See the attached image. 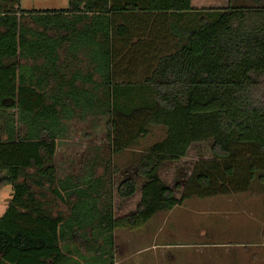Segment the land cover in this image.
Returning <instances> with one entry per match:
<instances>
[{
  "label": "trees",
  "instance_id": "trees-1",
  "mask_svg": "<svg viewBox=\"0 0 264 264\" xmlns=\"http://www.w3.org/2000/svg\"><path fill=\"white\" fill-rule=\"evenodd\" d=\"M11 1L16 10L0 11V105L16 108L25 132L10 127L0 139V186L12 190L0 264H67L61 244L88 230L102 239L96 252L112 259L116 229H140L192 198L263 186L264 0L220 10L192 0H69L67 10L40 12ZM199 14L211 21H194ZM87 116L109 118L112 154L150 126L166 136L131 166L108 161L107 182L95 172L101 156L80 180L58 179L57 140ZM71 195L70 215H53L52 202ZM117 202L135 209L118 215Z\"/></svg>",
  "mask_w": 264,
  "mask_h": 264
},
{
  "label": "rangeland",
  "instance_id": "rangeland-1",
  "mask_svg": "<svg viewBox=\"0 0 264 264\" xmlns=\"http://www.w3.org/2000/svg\"><path fill=\"white\" fill-rule=\"evenodd\" d=\"M254 4L255 0H230V2L229 0H192L195 8L212 10L225 9L229 5L252 7ZM19 7L22 11L28 12L62 11L69 9V0H19ZM10 8L16 10L17 6L11 0H0V11ZM201 16L206 21H211L208 14ZM22 22L30 28L43 30L37 27L30 17L23 18ZM65 51L60 53V63L66 59ZM17 62L23 65H34L32 61L18 60ZM3 103L7 105L10 102ZM17 118L16 108L0 105V139H6V132L10 127H15L20 135H24V126ZM108 119L107 116H87L85 119L74 118L66 123L67 132L59 136L57 140L55 166L58 179L63 180L67 175H74L80 180L87 170V162L101 156L103 164L99 165L95 172L107 182L109 177L104 172L108 161L111 162V166L119 168L131 166L143 151L162 141L166 136L164 127L150 126L146 138L128 150L112 154L107 140ZM3 175L5 172H0V177ZM105 187L107 188V185ZM249 195L251 194L243 193V195H230L223 199L218 197L201 199L195 208H190L191 212L186 211L188 208L184 211L177 208L169 213L166 224L164 223L165 214H163L142 230L116 229L113 232L112 259L105 255L100 256L96 252L102 245V239L93 237L89 230L83 234H74L71 241L67 245L61 244V247L69 258L67 264H264V250L253 245L261 244V240L256 239L252 242L254 237L248 234L249 231L257 234L263 230L260 224L253 225V217L248 214L247 205L254 203V199ZM11 200V188L0 186V218ZM67 200L66 204L60 201L52 202L53 215H57V211L64 217L70 215L71 207L77 198L71 195ZM234 201H240L239 209L236 203H233ZM118 205L119 202H117ZM120 207L121 209L117 211L118 215L135 209L134 205L121 206L120 204ZM250 208L255 211V206ZM196 209L198 211L194 212ZM255 212L258 213V208ZM182 223L183 226L189 223L191 232L195 233L180 229ZM104 259H107L105 263L102 262Z\"/></svg>",
  "mask_w": 264,
  "mask_h": 264
},
{
  "label": "crops",
  "instance_id": "crops-1",
  "mask_svg": "<svg viewBox=\"0 0 264 264\" xmlns=\"http://www.w3.org/2000/svg\"><path fill=\"white\" fill-rule=\"evenodd\" d=\"M192 7L194 8V9H197V10H200V9H198V8H195L193 5H192ZM203 15V14H202ZM191 18V16H189V15H184V16H178V22H179V25L180 26H185V25H190V19ZM199 18H201V15L199 14L198 16L196 15L195 16V18H194V21H196V19H198L199 20ZM177 20V19H176ZM246 194H251V195H249V197H252L253 199H254V203L252 204V205H250L249 204V206L247 205V207L249 208H247V210H248V214H251L252 215V217H253V225H259L260 224V226H262L261 228L263 229L262 231H260V233H251L252 231H249V235H251V236H253L254 237V240H252V242H254V241H256V239H260L261 240V244H253V245H256L255 247H257V248H262V250H264V184H263V186L262 185H256V186H254V187H251L247 192H245ZM232 195H237V196H239V195H243V193H241V194H232ZM228 196H230V195H228ZM223 197L225 198V197H227V196H219L218 198H222L223 199ZM233 197V196H232ZM248 197V198H249ZM214 198H217V197H214ZM233 198H236V196H234ZM222 199H220V200H222ZM198 201V202H197ZM200 201H201V199H197V198H192V199H190V200H188V201H186V202H184V204L182 205V206H179V207H177V208H181L182 209V211H184V210H186L187 208H188V210H186V211H189L190 210V212L192 211L190 208H195V205H198L199 203H200ZM220 202V201H219ZM234 204L236 203V205L238 206V208L237 209H239V206L240 205H238L239 203H240V201H234L233 202ZM191 206H193V207H191ZM250 206H255V211H256V209L258 208V213H256L252 208H250ZM177 208H174L173 210H171V211H169V212H164V213H158L155 217H153L144 227H142V228H140L141 230L143 229V228H145V227H148L149 225H151V223L155 220V219H157L160 215H163V214H165L164 215V223L166 224L168 221V218H167V215L169 214V213H172L175 209H177ZM183 208H185V209H183ZM185 211V212H186ZM198 211V209H196L194 212H197ZM190 212H188V213H190ZM190 224L189 223H187V224H185L184 226H183V223H182V225H181V228L180 229H183V230H186V231H189L188 233H195L194 231L193 232H191V228H190V226H189ZM203 228V230H206V228L205 227H202ZM201 228V229H202ZM189 235V234H188ZM250 236V237H251ZM263 237V238H262ZM252 239V238H251ZM249 242V241H248ZM252 245V244H251ZM264 253V252H263ZM262 253V254H263Z\"/></svg>",
  "mask_w": 264,
  "mask_h": 264
}]
</instances>
